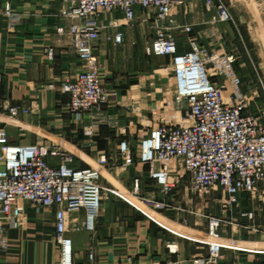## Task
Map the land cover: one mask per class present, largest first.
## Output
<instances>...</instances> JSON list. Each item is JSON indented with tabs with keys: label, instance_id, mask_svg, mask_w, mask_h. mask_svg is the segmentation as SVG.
I'll return each mask as SVG.
<instances>
[{
	"label": "crops",
	"instance_id": "0c3cea01",
	"mask_svg": "<svg viewBox=\"0 0 264 264\" xmlns=\"http://www.w3.org/2000/svg\"><path fill=\"white\" fill-rule=\"evenodd\" d=\"M220 2L223 0H185L175 7L172 32L180 52L190 50L189 37L209 49H236L240 30L230 21L218 20ZM8 3L13 17H18L16 21L11 22L6 14ZM64 5L65 0H0V119H6L9 107L20 108L13 122L3 120L0 125L7 128L15 143H48L72 151L81 167L93 166L89 160L97 166L99 157L106 154L108 161L102 166L101 178L105 189L97 228L94 232L70 233L74 263L190 264L193 257L207 252L210 243L218 241L222 245L218 264H260L255 262L260 259V251L253 247H264V184L257 193H241L236 202L225 208L222 203L216 209L221 219L218 238L210 234L211 198L203 195L195 203L187 184L186 201L188 208L194 209L188 210L193 214L191 227L185 228L172 218L181 207L171 202L155 216L144 213L142 197L154 195L157 185L150 166L140 159V136L141 131L152 128L155 116L151 115L149 99L165 82L156 83L147 75L153 35L148 42L145 34L150 22L143 20L146 15H137L131 24L121 22L123 15L112 17L121 22L120 27L103 30L94 48L108 101L79 120L69 111L68 95L60 90L63 81L84 68L67 32L68 21L59 15ZM188 25L190 32L185 30ZM117 31L124 33L122 44L113 40ZM157 57H166L173 72L169 56ZM235 70L240 73L237 63ZM213 79L224 81L222 77ZM260 82L247 77L242 79L240 90L252 100L258 99L264 94ZM231 91L230 87L225 89L229 101ZM137 105L140 110L135 109ZM122 140L130 143L129 155L119 150ZM85 147L90 154L81 149ZM173 175L188 181L180 164ZM25 212L28 219L4 235L0 264H60L55 209L26 204ZM72 216L82 221L84 212Z\"/></svg>",
	"mask_w": 264,
	"mask_h": 264
},
{
	"label": "built area",
	"instance_id": "2783aa9c",
	"mask_svg": "<svg viewBox=\"0 0 264 264\" xmlns=\"http://www.w3.org/2000/svg\"><path fill=\"white\" fill-rule=\"evenodd\" d=\"M184 1L65 0L59 11L68 21L67 32L84 65L80 73L60 85V90L69 97L68 108L76 119L108 101L94 48L103 30L119 28L121 23L113 18L105 21L103 13L120 9L124 23L131 24L138 9L147 11L149 15L143 20L150 22L153 31L151 53L171 58L175 95L178 101L186 102L185 114L190 122L162 121L142 138L140 159L150 166L157 185L155 194L142 197V202L155 211L170 207L169 197L180 180L173 178L179 164L188 176L190 193L203 196L210 189H220L224 208L236 202L241 193L255 194L264 184V123L251 109L252 99L240 90L242 79L235 70L236 56L209 49L193 37H189L190 50L179 51L172 32L173 16L175 7ZM217 9L219 21L233 20L223 2L218 3ZM6 14L11 22L18 18L13 17L9 3ZM191 29L190 25L185 27L187 32ZM113 40L122 44L124 33L117 31ZM214 77H222L224 81L221 83ZM2 78L0 72V82ZM228 87L232 90L230 101L225 96ZM19 111L17 106L9 107L4 122H13ZM119 150L129 155V141L122 140ZM107 161L106 154H102L97 166H78L72 151L48 143H15L7 128L0 125V247L5 233L28 219L26 204L54 208L60 264H75L70 233L96 230L105 189L101 183L102 166ZM138 188L136 182V193ZM79 212H84L82 221L72 216ZM220 224L219 216H210L212 237H219ZM221 253V243L214 241L206 254L193 257L190 264H218ZM89 258H94L93 252Z\"/></svg>",
	"mask_w": 264,
	"mask_h": 264
},
{
	"label": "rangeland",
	"instance_id": "374dc122",
	"mask_svg": "<svg viewBox=\"0 0 264 264\" xmlns=\"http://www.w3.org/2000/svg\"><path fill=\"white\" fill-rule=\"evenodd\" d=\"M223 3L229 8L233 16V20L230 22L237 25L241 33L238 37L239 42H235L237 43L236 49L233 52H230L234 53L236 56V63L240 69L239 76L241 79H245L247 77H251L254 80L260 79V81L263 82H260L259 87L261 91L264 92V0H223ZM102 15L103 17L109 19L115 15H123V20L121 22H124V14L120 9L107 11ZM137 15L149 14L147 11L142 10L138 12ZM152 35L153 31L150 24L149 27L146 28V41L149 42ZM151 54L152 53L149 52L146 60L148 68L147 75L156 83L159 81H165L163 87L157 86L158 88L157 90L155 89L156 93L152 96L153 98L149 99V103L151 104V106H149L151 109V115L155 116L151 127L156 126L162 121L180 122L183 124L189 123L190 120L185 114L187 107L186 102L178 101L175 96V77L173 72H171L167 66V62L169 61H166V57H157ZM135 109L140 110V105H137ZM251 109L261 117V120L264 123V94H261L258 99L251 100ZM147 132L148 131L146 130L141 131L140 139H142ZM136 139H138V137ZM81 149L88 154L91 153L88 147ZM87 158L88 157H86V159ZM89 161L93 166H96V164L91 160ZM177 176L178 175H173V178L177 179ZM185 184H188V181H183V179L180 178L179 184H177V188L174 192L175 195L172 197L170 202L181 207V210H175L172 218L177 222H181L183 227L186 228L188 226L191 227L190 221L192 220L193 215L188 210L194 209L188 208L189 206L186 201L187 194L184 192L186 189ZM188 194L190 195V198L195 196V203H198L201 199V196L197 194L195 195L190 192H188ZM205 195H209L211 198V200H209L210 209L213 212L212 214L216 215V209L222 205V202L219 200L222 199V191L220 189H210ZM140 207L143 208V205H140ZM143 210L144 213H147V215L155 216L157 214V211L148 207H145ZM253 249L260 251V259L255 262L264 264V247L261 248L257 245L254 246ZM228 251H230V249ZM203 254H206V252H203Z\"/></svg>",
	"mask_w": 264,
	"mask_h": 264
},
{
	"label": "bare ground",
	"instance_id": "6f19581e",
	"mask_svg": "<svg viewBox=\"0 0 264 264\" xmlns=\"http://www.w3.org/2000/svg\"><path fill=\"white\" fill-rule=\"evenodd\" d=\"M144 207V206H143Z\"/></svg>",
	"mask_w": 264,
	"mask_h": 264
}]
</instances>
